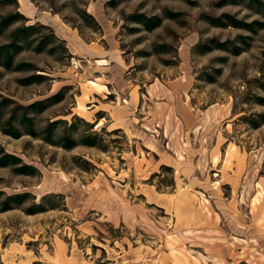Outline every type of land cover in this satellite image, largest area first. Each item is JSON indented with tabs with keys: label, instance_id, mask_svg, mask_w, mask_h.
<instances>
[{
	"label": "rangeland",
	"instance_id": "obj_1",
	"mask_svg": "<svg viewBox=\"0 0 264 264\" xmlns=\"http://www.w3.org/2000/svg\"><path fill=\"white\" fill-rule=\"evenodd\" d=\"M16 3L63 42L20 52L32 72L0 67L1 129L47 100L28 113L39 132L97 135L64 149L0 130L32 173L0 167V264H264V0ZM14 9L0 0V16Z\"/></svg>",
	"mask_w": 264,
	"mask_h": 264
},
{
	"label": "trees",
	"instance_id": "obj_2",
	"mask_svg": "<svg viewBox=\"0 0 264 264\" xmlns=\"http://www.w3.org/2000/svg\"><path fill=\"white\" fill-rule=\"evenodd\" d=\"M14 2L16 9L13 12L7 13L5 15L0 16V36L4 34L10 27L15 26L10 34L7 37L5 43L0 45V67L4 68L8 71H27L32 72L35 69L29 63H15V57L25 49L33 48L32 50L40 53L46 51L48 54H53L55 52V46L53 42L62 43L63 41L60 40L54 33V31L39 22H35L33 24H27L29 19H27L22 13L18 11L16 0H11ZM134 22L140 23L144 25L148 29H153L157 27L161 19L159 17L148 18L143 14H139L133 17ZM212 20V21H211ZM232 21L228 25L236 28H244L247 30H252L250 24L242 23L237 21L234 18H231ZM214 22V23H213ZM222 24L219 23L220 20L214 21V19L210 18V23L215 24ZM41 30H48V35H43L40 33ZM217 49L226 50L231 54L238 55L243 51V48L240 45H234L232 49L226 47V43H218ZM210 48V47H208ZM209 49H204L203 52H208ZM45 78L43 75L40 74H33L29 75L27 78L20 80L19 82L24 84L38 82V80ZM3 103L10 102L11 104L14 103L11 99L3 98ZM47 100L43 101H36L27 106L18 105V109L22 112L20 115L17 116L16 125L12 124V118L8 119L6 123L9 124L10 129H1L3 134L11 136L13 138H19L23 135H29L33 138L40 139L44 143L49 145L62 147L64 149H72L77 145H85V146H96V135L97 134H90L83 136L80 140H77L72 135V129L74 128V122L70 124L67 128L66 133H58L55 129L56 125L59 123H67L65 120H56L49 122L46 127H44L42 132H39L37 129L34 128L33 125V118L30 117L28 113L30 112H42L45 107ZM79 120L82 121L84 124L89 125L90 128L94 126L93 124L86 123L84 120L79 119L78 117H73V121ZM17 166L14 169L19 174H32L29 173L30 167L28 165H22L21 159L18 157L6 153L2 147H0V167L5 166ZM21 195H16V198H21ZM12 199V197H10ZM21 203V202H18ZM2 210L5 211L9 209L7 205V201L3 202Z\"/></svg>",
	"mask_w": 264,
	"mask_h": 264
},
{
	"label": "crops",
	"instance_id": "obj_3",
	"mask_svg": "<svg viewBox=\"0 0 264 264\" xmlns=\"http://www.w3.org/2000/svg\"><path fill=\"white\" fill-rule=\"evenodd\" d=\"M156 88V87H155ZM151 90H154V87H153V89H149V92H152ZM147 96H149V95H147ZM158 106H160L162 109H166V108H169V106H170V103H169V101L167 100V101H164V102H162L160 105H158Z\"/></svg>",
	"mask_w": 264,
	"mask_h": 264
}]
</instances>
